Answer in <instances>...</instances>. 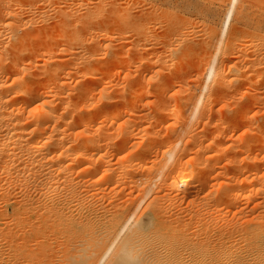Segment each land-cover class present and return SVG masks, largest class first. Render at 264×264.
I'll return each mask as SVG.
<instances>
[{"label": "bare ground", "instance_id": "bare-ground-1", "mask_svg": "<svg viewBox=\"0 0 264 264\" xmlns=\"http://www.w3.org/2000/svg\"><path fill=\"white\" fill-rule=\"evenodd\" d=\"M14 1H17V0H0V10L2 12L4 11V14L6 12V15L9 16L10 19L12 18L11 19L12 22H10V23L9 22L6 23V22H2V21L0 22V200L4 204H12L13 205V211H12L13 216L10 214L11 217H13L15 220H17V219H22V218L23 219H25V218L31 219V217L33 216V219L37 225H34V227H31L30 226L31 224H30L27 227L30 228L29 231L32 235H35L36 238L40 237L39 241L41 240V238H43V239L49 238L50 239V237L53 236L55 238V241L57 242V245H58V243L61 240V244H62L61 249L63 248L65 250V252H63L64 259H61V261L64 260L65 264H264V172L263 171H235V172L229 173L231 171L230 170L229 172L227 171V172H224V174H223L224 177L226 178V181H222L219 183V185H220L219 188H221V190L222 189L224 190L227 187L226 185L230 184L231 181L235 182V186H237V187H235V188L232 187V189H230L228 191V194L226 193L228 196L227 198H229L231 205L232 204L234 205L237 202L239 203V199H245V201L247 203H249L247 206L250 205L249 210L247 209L248 210L247 213H246V211L244 212L241 210L242 212H244V215H245V213L250 214V217L248 218V220L246 219L247 217L244 218L245 220L249 221L248 222L249 227H246V224L244 225V222H247L245 220H243V224H242L240 217H239L240 221L239 220L238 221L241 222L240 225L241 224L244 225L243 226L244 228L242 227V225H241L242 229L240 226H238V224H237L238 221H237V223L235 222L237 225H234V226H238V228L240 227V229H238L237 227H235V228H236V230L238 229L241 231V232H239L237 230L240 233L242 240L241 239L237 240L239 237H238V235L235 234V232L238 233L235 230V228H229V231H230V229H232L231 230L232 232L235 231L233 234H235L236 237H238L237 239L233 238V237H235V235H232V233H231V237H230V235H229L230 232L229 233L227 232L228 233V235H227L226 232L225 231L223 232V230H222V232L224 233V234H222L221 229H219L220 226H218V228H217L216 225H215L216 229L220 230V232L219 231H218L219 233L217 231L213 232V229L209 228L213 232V234H211L209 229L202 230V228H199L202 226H199L200 224H198L199 222L197 223V220L198 221H200V220L197 219L196 222H194V220H195L194 218L196 216H194L193 213L190 215H192L194 218L190 217V215H188L186 218L185 216H182L179 214L175 215L174 213H172V211L169 212V210L163 211L164 210L163 209L160 212L156 209V207L152 208V206H150L151 204L154 203L153 201H151L150 202L151 204L148 205L150 210L152 209L151 214L149 216H147L146 218L140 219L139 221L138 220L133 221L134 214L142 206L144 198H142L140 201H138L136 203L134 209L131 212H128L123 217H121L122 213H116V214H113L111 216H107L108 213L106 211L105 212L107 213V215L104 211L102 212L100 210L101 200L103 201V198H105L104 197L105 195L96 197L99 195V193L102 192V190H104V188H101L102 186L100 187V186H98V184L100 183V185H102V184L111 182V183H114L116 185L115 187H118L119 184L124 182L123 180L128 175V173H129V176H127L126 178L130 177V179H128V180H132L131 182L136 184L134 186H137L140 183L142 185L141 186L142 189L149 192V190L151 189V185L152 184L155 185L157 187V191L162 193V196H161L162 204H166V203L167 204L168 203H175L176 204L177 202H179L180 199H181V201L184 200L185 194L190 193L189 191L185 190L186 189L185 186L187 185V183H189V181H191L190 191H193V193H195L194 191H196L198 189L199 183H200V178L204 173L203 170H206V168H207L206 166L205 167L202 166L204 161H202L201 155L203 153V149H206V147L204 148V146H203V142L207 138L209 139L211 137V135L208 133H205L206 135L201 133V134H199V136H196V137L191 136L192 137V139L190 140L191 144H193V146L195 144V146H197V147L195 148L196 149L195 159L193 158L194 160H191L192 159L191 158L190 160L192 162L193 161L195 162L198 159L197 163L196 162L192 163L190 161L189 163H192V164H189L188 163L189 160L187 162H184L183 166H182V170L180 169L177 178L173 182H169L168 175H170L172 173V171H169V170L172 167H174L175 165H178L180 163L179 160L181 157H179V155L177 153L178 149H176V148H178V146L176 144H179L181 142V140H180L181 138L180 139L174 138V139H177L176 143H175V141H173L175 144L170 145L171 148L167 149L166 151L164 150L165 151L164 152V154H165L164 162L161 165V167L156 169V171H154V169L151 170L148 166H144V168H140L142 164H139V163H141V162L138 160L136 161V159L135 158L133 159L132 156H130V155L125 156L124 158L118 159L119 161L123 159V161L120 163L121 166L119 165L120 167L116 168L115 167L116 165L114 166L115 168L112 167L113 164L116 162L113 163V161H111V159L106 158L107 157L106 152L108 150H106L105 153H99L101 146L98 144V141H100L99 137L101 139H109L110 136L113 135L112 132H111L112 134L110 135V133L108 131L109 129L104 127L106 124L105 122H107V121L104 118L102 120L101 119L97 120L94 116H91V117H88V119L86 120V123H84L82 121L83 115L80 112L74 113L72 111L74 113V114H72V112L70 113V108L61 103V101L64 98L60 94L67 88V84H68V81L70 78L68 76H70V75L76 76L78 73H81V75L88 76L89 78L93 79L94 75H93V77H91L90 75H92L94 73V71H97L99 69V65H100V64H96V63L92 62V61L97 59L96 54L93 53L92 51H89L88 48L87 49L85 48L86 45L88 44L87 43L84 46V50H86L87 52L89 51V53L92 52L93 54L89 55V53H88V55H87V52L86 53L85 52H81V53L78 52V54L76 53L77 55L72 54L76 57L73 56V57L69 58V56H71V55H69V56H67L69 59L67 58L66 60L64 59L63 61L60 58H57V59L51 58L52 61L49 60L51 63L49 62V65L47 66V68L43 69L42 68L43 66H41L40 61H42V60H43V62H45L46 60L48 61L49 57L52 56L51 54L53 53V55H54V50L51 51L48 49V47L45 48L46 45L44 43L43 44L39 43L40 40L37 41L35 39L32 41L33 42L37 41V42L33 43L31 41V43H30L31 46L28 44L30 46V49L27 48V47H29L28 45H26V46L24 45L27 48L26 50H24V47H22L23 45L21 46V44H22V42L26 41V39L22 40V38L27 37L28 35L30 36V34H32L31 36H33V38H36L35 36H37V35H34L35 33H33V32H35V31L32 30L31 28H30L31 29L30 32L26 35V32L28 30L26 31L25 29H23V26H24V24H22L23 22L21 23L22 25L19 23L20 22V16H19L18 12L20 10H22V8L20 9V7H22V5H20L21 3L18 4ZM128 1H130V0H125L124 2L127 3ZM143 1L146 2L145 0H143ZM238 1L239 0H229L228 1V6H227V9L225 11L224 17L222 19L221 27L219 29L220 32L218 31L219 35H218V40L216 41L217 44H215L213 42V44L216 45V48L214 47L215 48V53L213 55L214 57H212L210 64L208 63L209 65L207 66L206 72L204 73V83H203L202 87L200 88L199 95L197 96L196 102L194 103L195 105L193 104L194 106L190 110L188 127L192 126V124H193L194 126L191 127V128H193V129H191L193 132H196V130H198L195 128L196 125L194 123L196 120L199 119L197 117L200 115V113H202V112L205 113L207 111L206 109H209V108H206L205 109L206 111L203 109H202L203 110L202 111L200 109L201 107L203 108V106L205 105L204 102L207 101V100L205 101V93L210 89L211 86H213V85L218 86V84H220L221 73L218 72L220 69H219V63H217V61L220 59L217 60V58L219 57L218 54L222 51L220 48L222 40L224 39L225 35H227V32L230 31L231 25L233 28L232 17L234 15L233 13L236 11V6L238 4ZM6 2L9 4V6L7 4L4 5V3H6ZM13 2H14V4H13ZM197 2L199 3V0ZM109 3H111V2H109ZM198 3H196V0H195V2L192 0H151L148 4L146 2L147 5L144 4L146 7L143 6V9L142 8L139 9V12H137L136 14H134V12H132V11H128V10H132L133 8H128V10H125V13L120 12L119 15H120L121 20L122 19L124 20V18H127L128 21L129 20H131L133 22L138 21L137 25L142 24L141 28L142 27L145 28V29H140V25H139L138 29L142 30L141 33H139L140 32L139 31L137 36L133 37V39L131 40V43L133 42L131 46H127L122 50V52H123L122 54H124L123 56H126V58H128L132 53L137 52V54H138V50L143 49V52H141L139 54V56L138 55L137 56H138V59L140 60V62L142 61V63H144V64L146 63V65L143 64L145 67L141 63L142 70L143 71H146V70L150 71V68L153 69V67L155 65H163L164 63H168L170 61H171L170 63H172L173 66H176L177 64L182 62V60L179 56L180 53H184L185 50H189V49L190 50L196 49V50H194V52L198 51L199 50L198 48L200 46H202L203 44H204L203 46H205V45L207 47L209 46L213 50L212 46H214V45L212 44L213 39L211 41L212 37L210 38V40L207 44L205 43L206 40L205 41L203 40L204 43L201 44L203 42L202 40L200 41V39H199V41H200L199 42L198 39L193 38V39H195V40H193L192 37L190 38L189 37L190 36L189 31L184 32L180 37L179 36L176 37V34H174V29H176L177 27L174 25L175 24L174 22H172L173 26L170 24L171 23L170 20H172L171 19L172 16H170L171 14L169 15L170 12H166L167 14L164 13L165 14L164 17H167V15H168L171 18L170 17L167 18V20L169 19L168 22L166 20L167 24L169 23L168 24L169 29H167V27H166L167 37L165 34L164 37L166 38V40H163L165 42L162 41L163 42L162 45H164V46L161 45V47H163V48L159 47L160 50H158L159 48H155V50H154V47H152V43H154V40H155L154 38H156L154 36V29H153V32H152V30H150V28H152L153 26H150V28L148 26L147 27L144 26L146 24V22H148V24H149L152 20H153L152 21L153 24H156L154 18H152V17L156 16L154 14H157L156 11L158 9H160V7H162V6H165L168 8V7H173L176 4L177 8H180V9L183 8V10L184 9H186V10H190V9L191 10L192 9L197 10V8H201L204 15L207 14V16H208V14L212 13L213 9H211L210 5L209 6L204 5V4L200 5ZM10 4H11V6H10ZM105 5L106 4H104V6ZM108 5H110V4H108ZM108 5H106L107 7H105V8L103 7V10L106 8L108 10L109 9ZM65 6H66V8L61 6L64 8V10L62 11V9H60L62 12L60 11V15H58V18H56V19L58 21L59 20L65 21L68 19V21H71V22H69L71 24H72V22L74 24L77 21H79L81 23V21L79 19L81 18L80 15H82V14L79 11L74 10V8L69 7V6H71L70 4L69 5L67 4ZM110 6H112V5H110ZM72 7H73V5H72ZM57 8H59V7H57ZM107 10H106V12H107ZM104 12H105V10L103 11V13ZM125 14H126V16H125ZM2 15L3 14H1V16ZM6 15H4V17ZM106 15H108V14H106ZM210 15L212 16V14H210ZM147 16L150 17L151 20ZM18 17H19V19H18ZM239 18H241V15ZM107 20H110V19L107 18ZM259 20H261V19H259ZM16 21H18L17 23H19L21 27L16 25ZM61 21H59L58 23H61ZM128 21L126 22L127 24H128ZM186 21H188V20H186ZM133 22L130 23V21H129L130 24L127 26H130L132 24L135 25L136 23H133ZM244 22H246V21H244ZM244 22L242 21V22H238V23L240 24V23H244ZM189 23L193 24L192 21H190ZM245 24H247V23H245ZM253 24L255 26H252ZM253 24L251 26L253 28L256 27L258 29L259 27H262L264 25V19L262 20V22L261 21L257 22V20H255V22ZM75 25H76V23L74 25H71L69 29L70 30L73 29V31H74ZM79 25H77V27L83 26L82 24L80 26ZM72 26H73V28L71 29ZM92 29H94V28L92 27ZM138 29L136 31H138ZM21 30H22V32L20 33ZM95 30H93V32ZM260 30H262V29H260ZM18 31L21 34L20 38H18L19 36L16 37V34L18 33ZM23 31H25V33ZM37 31H39V30H37ZM169 32H170V34H169ZM218 33H216V35ZM231 33H234V32H231ZM29 36L27 39L28 42H30V40H31V38H29ZM92 36H91V40L89 43L90 45L92 43H94V41L98 42V40L95 39L96 35L94 37H92ZM37 38H39V37H37ZM98 39H100V38H98ZM105 39H106V37L104 38V40ZM108 39H109V37H108ZM102 40H103V38H102ZM214 40H216V39L214 38ZM240 40H243V39H240ZM255 40H254V43H256V41H257V40L255 41ZM83 41H84L83 43H86L89 40H83ZM149 41H151V43H149ZM101 42H103V41H101ZM83 43H82V45H83ZM164 43H166V44H164ZM32 44H34V46L37 45V47L41 48V51L40 50L35 51V49H32V51L34 53L37 51L43 52V55L45 53L46 57H48V56L49 57L46 58L45 56H42L41 53H38V54L35 53V55H41L43 57V59L42 60H34L36 58H33V60H31L32 59L31 58L30 60H28L27 56L25 59L22 57L21 52L18 53V51L21 49V47L23 49H21L20 51L24 50V51L29 52V50H30V52H31V47H34ZM89 44H88V46H89ZM39 45H41L42 47ZM116 45L119 46V44H116ZM18 46H21V47H19V49H18L17 48ZM37 47H36V49H39ZM42 48L48 49V50H44V49L42 50ZM82 48H83V46H82ZM89 48H91V47L89 46ZM118 48H116V49H118ZM203 50H205V49H203ZM231 50H233V47H232V45L229 44L226 46L224 52L228 53ZM207 51H210V50L207 49ZM250 51L253 52L252 50H250ZM262 51H264V50H262ZM28 52H26L27 53L26 55L30 54V53L28 54ZM33 52H31V53H33ZM114 52L117 53V52H120V50H115ZM224 52L222 51L223 54L221 53L222 57H225L224 54H226V53H224ZM59 53H61V52H59ZM198 53L199 52L191 53L190 56L192 57V59L196 60V59L200 58V60H201L202 56L200 57ZM254 54H256V53H254ZM56 55L57 54L55 53V55L52 57H55ZM103 55H104V53H103ZM188 55H189V53H188ZM32 56L34 57V54H32ZM106 56H108V54ZM114 56H116V54ZM185 56L187 57L186 54H185ZM35 57H37V56H35ZM44 57L46 59H44ZM109 57L111 59V55ZM257 57L260 58V56H257ZM38 58H41V57L38 56ZM112 58H114L113 55H112ZM210 58H211V56H210ZM58 59H60V60H58ZM205 59H206V57H205ZM253 59L256 61V58H252V60ZM206 60L208 61V59H206ZM252 60H249V61L252 62ZM259 60H257V61H259ZM146 61H148V62H146ZM207 61H206V64H207ZM47 63L48 62H46L44 64H47ZM170 63H169V65H170ZM202 63H204V62H202ZM174 64H176V65H174ZM217 64H218V66H217ZM258 64H259V62H257V65ZM66 66H68V67H66ZM167 66L164 64L165 68ZM173 68H176V67H173ZM174 72H175V69H174ZM174 72H172V73L174 74ZM142 73L145 75L144 72H139V73H137V76H140V75L143 76ZM168 73H169V71H168ZM138 74H140V75H138ZM175 74H179V73H175ZM171 77H172V75H171ZM60 79H63V81H60ZM92 79H90L91 83L93 81ZM97 79H100V78H97ZM83 80L85 82L89 81V83H90V80H88V78H87V80H86V78ZM83 80H82V83H84ZM262 80H263V78H262ZM94 81H95V84L93 83L92 84L93 86L97 84L96 80H94ZM52 82L54 83L53 87H51L53 85ZM153 82H155V81H153ZM50 83H52V84H50ZM86 83L83 84L84 90L86 91L89 88H91V90H93V88H92L93 86L91 85V83H90L91 86L87 83V89H85ZM146 87H147V85H146ZM113 88L114 87L112 86L111 89H113ZM144 88L145 87L143 86V89ZM111 89L108 90V92H110ZM141 89L142 88L138 89V92L137 91L135 92V94H136L135 98L136 99L137 98L142 99L141 97L144 96L146 94V92L149 91L148 89H144V90L143 89L141 90ZM49 91L54 92V94L56 96H58L57 101L56 100L54 101L53 99L48 98V92ZM105 92H103V93H105ZM108 92H107V94H108ZM126 92H127L126 89L123 88L122 94L125 95ZM93 94H95V93L93 92ZM107 94H105V95L103 94V96L101 95L102 97L97 102V104H96L97 106L105 103L107 101V99H110L109 94L108 95ZM122 97L123 96H121V98ZM260 97H262V96H260ZM124 99L126 100V97ZM122 100H123V98H122ZM208 100L210 101V99H208ZM258 100L259 99H257V101ZM111 101H113V99ZM138 101L140 102V100H138ZM123 102H125V101H123ZM135 102L136 101H134V103ZM246 102H247V100H246ZM136 103L138 104V102H136ZM209 103H212V102H209ZM247 107H248L247 110H249V112H250L251 111L250 109H252V107L249 108L248 105H247ZM57 108H61V111L57 112ZM212 109L210 108L208 110V112L205 113V115H207V118H209L210 113H212V111L214 110V109L213 110ZM73 110H75V109H73ZM200 110L202 112H200ZM229 113H230V111H229ZM111 116H112V114H111ZM201 117H203V116H201ZM111 118H115V117L112 116ZM240 118L242 120L243 117H240ZM249 118H250V120H249V122H250L251 119L254 117L251 115L250 117H248V119ZM209 122L208 121L205 122V125H208ZM232 122H233V120H232ZM196 124H197V122H196ZM94 125H97L98 127L96 129H92V127H95ZM237 125L238 124H236L235 126H237ZM221 126H222V124H221ZM239 126H240V124H239ZM150 127L152 128V126H150ZM223 127H220V129H219L220 132L218 131L220 133V135H219L220 136V142L217 140H216L217 141L216 142L215 140H213L214 138L211 137L212 139H209V141L211 140L209 145L207 143L206 146L207 145H208V147L209 146L217 147L219 145H220V147L223 146L222 144H224V142L221 139V137L224 135L223 131L221 130ZM119 129H121V128H119ZM177 129H178L177 131H179V130L184 129V128H181V129L177 128ZM246 129H247V125H246ZM250 129H251V132L253 134L257 133L259 135V140L264 143V137H262V135L264 134V131H263L264 130V122L257 125V126L253 125V128H250ZM250 129H249V131H250ZM187 130H188V128H187ZM126 131L128 134L124 133V135H127V136H123L125 138V140H127V139L128 140H130V139L134 140L136 134L133 132H130L131 130L130 131L126 130ZM184 132H186V129L183 130V132L181 131V133H184ZM213 132H214V130L210 131L211 134H213ZM187 133H188V131H187ZM260 133L261 134L263 133V134L260 135ZM118 134H121L119 130H118L117 135ZM195 134L196 133H194V135ZM207 135H210V136L207 137ZM252 136H254V135H252ZM115 137L116 136L114 135V138ZM117 137H119V136H117ZM214 137L218 138L217 135ZM152 138H154V137H152ZM187 138H189V137H187ZM230 138L232 140V137H230ZM148 140L149 139H147V141ZM121 141L125 145L126 142H124V139H121ZM185 141H187V144H188V139H186ZM122 142H119L117 145L115 144L116 147H118V148L115 147L116 150H114L115 149L114 148L113 149L114 152L115 151L118 152L117 150L119 149V147H121L119 144H122ZM190 142H189V144H190ZM127 143H129V142H127ZM130 143H132V142H130ZM140 143H141V145H140L141 148L140 147L139 148L141 150L142 149L146 150L148 148L153 149L154 146L157 145L155 142H154L155 143V145H154L153 141H151V140L148 142H145L146 144H144L142 142H140ZM170 143H172V142H170ZM238 143H234V146L232 143V146H227V148L233 149V151L235 150V153H239L240 149H238V147L237 148L235 147V145ZM244 144H246V143H244ZM102 146H105V144H102ZM170 146H168V147H170ZM237 146L240 147V145H237ZM242 147H243V145H242ZM108 148L110 149L112 147H108ZM247 148L252 149L249 146ZM209 149H210V147H209ZM120 150L121 149H119V151ZM184 150L182 148V151H184ZM128 157H131L129 159L132 160V164H128L126 166L127 168H130V169L125 170V171H127V172L129 171V172L127 174L124 173L126 175V176H124L123 174L119 173L118 171L120 169L122 171H124V168L122 169L121 167H123L122 164L128 160ZM196 157H197V159H196ZM178 161H179V163H178ZM256 161H259V160H256ZM260 161H261V159H260ZM181 162H182V160H181ZM206 162H207V159H206ZM85 164H90V165L84 166ZM204 164H205V162H204ZM248 164H246V165H248ZM255 164H256V162H255ZM255 164H254V166H255ZM179 166H181V165H179ZM236 166H239V165H236ZM241 168H242V165H241L240 169ZM258 168H259V166H258ZM83 171H89V172H92V171H103L104 172L105 171V172H104V175H102L103 178L101 177L102 182H99L100 181L99 180V181H96V182H98V184H96V183H93V181H95V180L92 181V180H90V178L84 177L82 175ZM105 176H106L107 180H103V179H105L104 178ZM90 177H92V175ZM121 177H124V179L122 180ZM224 177H223V179H224ZM246 185H248V186H246ZM200 186H201V184H200ZM245 188H249L250 190L247 189L249 192L244 193L243 191L246 190ZM186 191H187V193H186ZM189 202H191V201H189ZM231 202H233V203H231ZM179 204H180V202L176 205L178 206ZM219 205H221V204H219ZM233 205L229 206V207H231L233 209ZM0 206H2V204ZM158 206L161 207L160 205H158ZM159 207H158V209H159ZM231 208H230V210H227V212H229V211L232 212ZM4 209H5V206H4ZM10 209H12V208H10ZM160 209H162V208H160ZM174 209H175V207H174ZM214 210L218 211V208L214 209ZM221 211H222V209H221ZM221 211H219L220 214H222ZM222 212H224V210ZM205 213L210 214V212H205ZM239 213L241 214V212H239ZM209 214H208V216H209ZM215 214L217 215L219 213L216 212ZM215 214H214V216H215ZM225 214H227V213H225ZM235 215H234V217H235ZM242 215H243V213H242ZM242 215H241V218H242ZM244 215H243V217H244ZM204 216H207V215H204ZM211 216H213V215H211ZM5 217H7V216H5ZM225 217H226V215H225ZM13 218H11V219H13ZM192 218L194 220H192ZM199 218H202V217L199 215ZM213 218L214 217H210L208 219H209V221H210V219L213 221ZM218 218H221L220 215ZM222 218H223V216H222ZM33 219H31V221ZM206 219H204L202 221L203 222L202 224L205 223L204 221ZM208 219L206 220V223H208L207 222ZM235 219H238V218H235ZM217 220H219V219H217ZM225 220L226 219L223 218V222ZM19 221L21 222L22 220H19ZM215 221H216V219H215ZM220 221H221V219H220ZM8 222H9V219H8ZM29 222H30V220H29ZM17 223H19V222H17ZM217 223H220V222H216V224ZM222 225L224 226V224H221L220 228H223ZM14 227L16 228V226H14ZM225 227L226 226H224V228ZM227 227H226V229H224V228L223 229L227 230L228 229ZM24 229H27V228L25 227ZM11 230H13V229H11ZM21 230H22V228H21ZM242 230H243V232H242ZM23 231H20V232H22V234H23ZM206 231H207V233H206ZM1 232H3V230ZM220 233L222 234V236L224 235L226 237V235H227L230 238H233V240L234 239H236V240L230 241V238L228 237L229 241L227 240L226 242H224L223 240H221L224 238V236L223 237L221 236L222 238H220V235H221ZM15 234H16V232H15ZM24 235H26V234H24ZM7 237H9V236H6V238ZM22 237H24V236H22ZM24 238H27V237H24ZM6 240L9 241V238ZM24 240H26V239H24ZM37 240H38V238H37ZM51 240H54V239L51 238ZM16 241H17V239H16ZM26 241H28V240H26ZM30 241H31V238H30ZM18 242H20V241H18ZM14 243H16V242H14ZM23 243L25 244V242H22V244ZM16 244H18V243H16ZM24 246H22V247H24ZM41 246H42V244H41ZM44 246H45V244H44ZM207 246H209L208 248H210V249H208L209 251L208 250L206 251ZM20 247H21V245H20ZM7 248H6V250H8ZM25 248H26V246H25ZM35 248L36 247H34V249ZM43 248H42V252L45 251V248H44V250H43ZM14 249H15V247L13 248V250ZM20 249H18V250H20ZM24 249H22V251H23V253L25 252V254H21L22 251H20V253H18L19 251H17V256L16 257L14 256L16 258V262H17V260H18V263L23 262L22 260L19 259V257L24 255L25 259L28 258V260H29L31 258L32 262H33V260L34 261L39 260L37 262H40L39 258H42V259L44 258V261H49V262L45 263L44 261H42L41 262L42 264H43V262L45 264L52 263L50 261H51L53 256L48 251H46V252H48L49 254H46L44 252V254H41V257H39L40 253H41L40 252L39 254H37L39 256H36V255L34 256V257H37L34 259V258H32L34 255L33 252H35V251L37 252V250H39V249H37V250L35 249V251H34V249L33 250L30 249L29 253H26V251L28 252V246L26 248L27 249L26 251H24ZM50 249H49V251H50ZM61 249H60V251H62ZM51 251H52V249H51ZM53 251H55V250H53ZM36 252H35V254H36ZM18 254H20L21 256L18 257ZM52 254H53V252H52ZM58 254H54V255H58ZM4 257H6V256H4ZM59 257H61V256H59ZM63 262H60V263L63 264ZM23 263H25V262H23ZM29 263H30V260H29ZM41 263H39V264H41ZM2 264H3V262H2Z\"/></svg>", "mask_w": 264, "mask_h": 264}, {"label": "rangeland", "instance_id": "rangeland-1", "mask_svg": "<svg viewBox=\"0 0 264 264\" xmlns=\"http://www.w3.org/2000/svg\"><path fill=\"white\" fill-rule=\"evenodd\" d=\"M124 1L125 0H17V1H14L18 4L21 3L20 5H22V7H20V9L22 8V10H20L18 12V14L20 16V22L19 23L21 24L23 22L22 24H24V26H25V27L23 26V29H25L26 31L28 30L26 32V35L32 29L35 31V32H33V33H35L34 35H37L35 37L36 38L39 37L36 39V38H33V36H31L32 34H30V36L29 35L28 36H29V38H31V40H30V42H28V40H27L28 36L27 37L23 36L24 38H22V40L26 39V41L22 42V44H21V46L23 45L22 47H24V50H26L27 48L30 49V46H31L30 43L32 40L35 39L37 41L40 40L39 43H42V44L44 43L46 45L45 48L48 47L49 50H51V51L54 50V55H55V53L57 55L55 57H52V56H54L52 53L51 54L52 56H50V57L48 56L49 57L48 61L46 60L45 62H43L42 56L46 57V55H45V53L43 55V52H38L39 50L41 51V48L37 47V45L34 46V44H32L34 47H31V52H33L32 49H35V51L38 50L35 53L36 54L41 53L42 56L41 55H35V53L34 52L31 53L30 50H29V52L22 50L23 51L22 52V51H20L21 49H23L21 46L17 47L18 49H19V47H21V49L18 51V53L21 52L22 57L25 59L27 56L28 60H30L31 58H32L31 60H33V58H36L34 60H42V61H40V64H41V66H43L42 67L43 69H46L47 66L49 65V62L52 61L51 58H56V59L60 58L63 61L64 59L66 60L68 58L67 56H69V55H71V56H69V58H71L74 56L72 54H76V53L78 54V52H80V53L85 52L86 53L87 51L84 50V46L87 43L88 44L90 43L92 35H93L92 37H94L96 35L95 39H97L98 42L94 41V43H92L91 45L89 44V46L94 51L91 48H89L88 44L86 45L85 48L86 49L88 48L89 51H92L93 53L96 54L97 59L92 61V62L96 63V64H100L99 69L97 71H94V73L92 75H90L91 77H93V75H94L93 79L89 78L88 76H83V75H81V73H78L76 76L75 75L68 76L70 78H69V81L67 84V88L60 95H62L64 98L61 101V103L70 108V113L72 111L74 113L80 112L83 115L82 121L84 123H86V120L88 119V117H91V116H94L97 120H100V119L102 120L104 118L107 121V122H105L107 125L105 124L104 127L109 129L108 131H109L110 135L112 133H113V135H111L109 139H101L99 137L100 141H98V144L101 146L99 153H105V151L108 150L106 152V156H107L106 158L111 159V161H113V163L116 162L113 164L112 167H114L115 165H116L115 166L116 168L120 167L121 166L120 163L123 161V159L120 161L118 159L124 158L125 156L130 155V156H132L133 159L135 158L136 161L138 160L141 162L139 164H142L143 166L141 165L140 168H144V166H148L151 170L154 169V171H156V169L161 167V165L164 162V156H165L164 152L167 149L171 148L170 145L175 144L177 139L181 138L180 139L181 144L180 143L176 144L178 146V148H176V149H178L177 153H178L179 157H181L179 160L181 164L178 161L179 164L172 167L171 168L172 170L171 169L169 170V171H172V173L170 175H168L169 182H173L177 178L180 169L182 170L183 163L187 162L188 160H189L188 161V163H189L191 160L195 159V156H196V152H195L196 149L195 148L197 146H195V144H194V146H195L194 147L193 144H191V142H190V140L192 139L191 136L196 137V136H199V134H201V133H203V134L208 133L211 135L212 138H214L213 140H215V141L217 140L220 142V136H219L220 130L219 129H220V127L224 126L221 129L223 131V134H224L221 137L222 141L224 142V144H222L223 146H221V147H220V145L217 147L209 146L210 147V149H209L208 145L211 141V140L209 141V139H212V138L210 137L209 139L207 138L208 140L207 139L204 140L203 146H204V148L206 147V149H203L201 159H202V161L205 162V164L203 162L202 166L203 167L206 166L208 169L206 168V170H203L204 173L200 178V183H199L198 189L196 191H194L195 193H193V191H190L191 181H189V183H187V185L185 186V188H186L185 190L189 191L190 193L188 194L186 191L187 194H185V199L182 201L180 199L179 200L180 204L178 206L176 204H178L179 202H177L176 204L175 203L162 204V200H161L162 193L157 191V187L155 185L152 184L151 189L148 192V191L142 189V187H141L142 185L140 183H139V185L134 186L136 184L132 183L131 182L132 180H128V179H130V177L126 178L127 176H129V173H128L129 171L127 172L125 170L130 169V168H127L126 166L128 164H132V160L129 159L131 157H128V160L122 164L123 167H121V168L122 169L124 168L125 172L122 171L121 169H120L121 171L120 170L118 171L119 173L123 174L124 176H126L124 173H126V174L128 173V175L125 177V179H124V177H121L122 180L124 179L123 180L124 182L119 184L118 187H115L116 185L114 183H111V182L105 183V184L101 183L102 185H100V183L98 184V182H96L99 180H100L99 182H102V180H101L103 178L102 175H104L105 171L104 172L103 171H92V172L83 171L82 175L84 177L90 178V180H92V181L95 180V181H93V183H96V184H98V186H100V187L102 186L101 188H104V190H102V192L99 193V195L96 197L105 195L104 196L105 198H103V201L101 200L100 210L102 212L106 211L108 213V215H107V213L105 212L107 216H111V215L116 214V213H122L121 217H123L128 212H131L134 209V207L138 201H140L142 198H144L142 206L134 214L133 221H135V220L139 221L140 219L146 218L147 216H149L151 214L152 209L150 210L148 205H150L151 204L150 202L153 201L154 203L151 204L150 206H152V208L156 207V209L160 212L163 209H164L163 211L169 210V212L172 211V213H174L175 215L179 214V215L185 216L186 218L188 215L193 213L194 216H196V217L194 218L192 215H190V217H193L195 219L194 220L192 218V220H194V222H196L197 219L200 220V221L197 220V223L199 222L198 223V224H200L199 226H202V227H199V228H202V230H204V229L207 230V229L211 228V229H213V232H215V231L220 232V230L216 229V227L217 228H218V226L221 227V224H224V226H226V227L228 226L227 227L228 229L224 230V229H226V227L224 228V226L222 225L224 229L219 227V229H221V232L223 230V232L225 231L227 235L230 232L229 233L230 237H231V233H232V235L236 234V235H238L239 238L236 237V235L233 238H236V239L238 238L237 240H239V239L242 240V237L239 233L241 231L238 229H240L241 225L243 224V220H245L244 218L247 217L246 219L248 220V218L250 217L249 213L246 214L249 210L250 205L247 206L249 203H247L245 201V199H239V203L237 202L234 205L232 204L233 209L231 207H229L232 205L230 204L229 198H227L228 197L227 196L228 191L230 189H232V187L235 188L237 186H235L234 181H231L230 184L226 185L227 187L225 186L226 189H224V190L222 189L223 190L222 191L221 188H219V186H220L219 183L222 181H226V178L224 177L223 174H224V172H227V171L229 172L230 170L231 171L229 173L235 172V171H263L264 172V163H263L264 162V143L259 140V135L257 133L253 134L251 132V129H250V128H253V125L257 126V125L264 122V107H263L264 106V97H263L264 96V67H263L264 66V56H263L264 51H262V50H264V25L262 26L263 28L262 27L258 28L259 30L262 29L260 31L256 27H254V28L252 27V26H255L253 24L255 22V20H257V22L258 21L262 22V20L264 19V0H239L238 1V4L236 6V11L233 13L234 15L232 17L233 28H232V25L230 27L232 29V30L230 29V31L234 32V33H231L230 31H228L227 35H225L224 39L222 40V43L220 46V48L223 52H224L226 46L229 44L232 45L233 50L229 51L228 53L224 52V53H226V54H224L225 57H222L223 53L221 50H220L221 52L219 51L220 53L218 54L219 57L217 56L218 57L217 60L218 59H220V60H218L217 63H219V69H220L218 72H220L221 76H222V77L220 76V84H218V86L217 85L214 86L212 84L213 86L210 87V89H209L210 91L208 90L205 93V101L207 100L208 102L207 101L204 102L205 105L203 104L204 105L203 108L202 107L200 108L201 110L202 109L205 110L206 108H209V109L213 108L214 110L212 109L213 111H212V113H210L209 118H207V115H205V113L208 112L209 109H206L207 111L205 110L206 111L205 113L202 112L203 110L202 111L200 110V112H202V113H200V115L197 117L199 119L194 122L196 125L195 128L198 129V130H196V132H193L191 130V129H193V128H191L194 126L193 124H192V126L188 127L190 110L195 105L194 103L196 102L197 96L199 95L200 88L202 87V85L204 83V73L206 72L207 66L210 64L212 57H214L213 55L215 53V48H216L215 44H217L216 41L218 40V35H219L218 31L220 32L219 29L221 27V22H222V19L224 17L225 11L227 9L229 0H199V3L197 2L198 0H196V3H198L200 5L201 4L202 5L203 4L208 5V6L210 5L211 9H213L212 13H210V14H212V16L210 14H208V16H207V14L204 15L201 8H197V10H193V9L192 10L191 9L190 10H186V9L183 10V8H181V9L177 8L176 4L173 7H168V8L165 6L160 7V9H158L156 11L157 14H154L156 16L153 15L154 17H152V18H154L156 24H153V22H152L153 20L148 24V22H146L147 21L146 20L145 21L146 24L144 25L145 27L148 26L149 28H150V26H153L152 28H150V30H152V32H153V29H154V36L156 37V38H154L155 39L154 43H152V47H154V50H155V48H159V47L163 48V47H161V45L163 42H165L163 40H166V38L164 37L165 34L167 37L166 30L169 29V26H168L169 23L167 24L169 19L167 20V18L170 16H172V18L170 17L172 19V20H170L171 21L170 24L172 25V22H174L175 23L174 25L177 27V28L175 27L176 29H174V34H176V37H178V36L180 37L184 32L189 31V33H190L189 37L190 38L192 37V39L193 38L198 39V41H199V39H200V41L206 40L205 43L207 44L209 42L210 38L212 37L211 38V41L213 39L212 44H213V42L215 44H213L214 46H212L213 47V50H212V48L209 46L208 47L206 45L203 46L204 41L201 43L203 45L200 46L198 48L199 50L195 51V52H199L198 54L200 57L202 56L201 57L202 61L200 60V58H198L196 60L192 59V57L190 55H191V53H195L194 50H196V49H194V50L189 49V50H185L184 53L179 54L182 62H180V63L178 62L179 64H177V65L174 64L176 66H173V64L170 63L171 62L170 61L168 63H164L166 66L168 65L166 67L167 69L164 67V64H163V65H155L153 67V69L150 68V71L149 70L143 71L141 67L144 63H142V61L140 62V60L138 59V56L141 52H143V49L138 50V54H137V52L132 53L128 58H126V56H123L124 54H122L123 53L122 50L127 46H131L133 43V42L131 43V40L133 39V37L137 36L139 31H140L139 33H141L142 30H140V29H145V28L144 27L141 28L142 24L140 25L138 23L140 25V29H138L139 28V25H137L138 21L133 22L131 20H129L130 23L131 22L136 23L135 24L136 26L133 24L130 26H127L130 24L128 19L124 18V20L122 19L123 20L122 21L119 13L120 12L125 13V10H128V8H133L132 10H128V11H132V12H134V14H136L137 12H139V9H141V8L143 9V6L146 7L145 5H147L151 0H145L147 2V4L143 0H130L127 3H125ZM192 1L195 2V0H192ZM14 2H13V4H14ZM109 2H111V3H109ZM6 4L9 6V4L7 2L4 3V5H6ZM67 4L68 5L70 4L71 6H69V7L74 8V10H77L82 14V15H80L81 18L79 19L81 21V23L79 21H77L78 23L75 22L76 25L74 26L75 27L74 31L72 29L73 26L71 27L72 30H70L69 28L71 25H74L75 23L74 24H73V22H72V24L69 23L71 21H68V19L65 21L59 20V21H61V23H58L59 21L56 19V18H58V15H60V11H61L60 9H62V11H63L64 10L63 7L66 8L65 5H67ZM104 4L112 5V6L108 5V8L110 10L109 9L107 10V8L104 9L105 12L107 10L106 13L105 12L103 13V11H104L103 7L104 8L107 7L106 5L104 6ZM72 5H73V7H72ZM10 6H11V4H10ZM61 6H63V7H61ZM57 7H59V8H57ZM0 12H1L0 13V22L1 21L6 22V23L12 22V20H11L12 18L10 19L9 16L6 15V12H5V14H4V11L2 12L0 10ZM166 12H170L169 15L170 14L171 15L170 16L167 15V17H164L165 14H167ZM1 14H3V15L1 16ZM106 14H108V15H106ZM4 15H6V16L4 17ZM240 15H241V18H239ZM125 16H126V14H125ZM244 17L245 18L247 17V18L245 19ZM107 18L110 20H107ZM148 18L151 20L150 17H148ZM18 19H19V17H18ZM259 19H261V20H259ZM166 20H167V22H166ZM186 20H188V21H186ZM127 21H128V24L126 23ZM190 21H192L193 24L189 23ZM242 21L243 22L246 21V22L240 23V24L238 23V22H242ZM17 22L18 21H16V25L20 26V24ZM245 23H247V24H245ZM79 24L80 25L82 24L83 26H80ZM242 24L243 25L245 24V25L243 26ZM77 25H79L80 27H77ZM92 27L94 29H92ZM166 27H167V29H166ZM137 29H138V31H136ZM37 30H39V31H37ZM93 30H95V31L93 32ZM21 32H22V30L20 31V33ZM23 32L25 33V31H23ZM20 33L18 31V33H17L18 35L16 34V37L19 36L18 38H20V36H21ZM216 33H218V34L216 35ZM169 34H170V32H169ZM105 37H106V39L104 40ZM108 37H109V39H108ZM98 38H100V39H98ZM102 38H103V40H102ZM214 38L216 40H214ZM239 38L243 39L244 41L240 40ZM195 39H193V40H195ZM83 40H89V41H87L86 43H83L84 42ZM254 40L256 41L257 44L254 43ZM37 41H34V42H37ZM101 41H103V42H101ZM82 43H83V45H82ZM149 43H151V41H149ZM116 44H119V46L121 48L119 46H117ZM164 44H166V43H164ZM24 45L25 46L28 45L29 47L26 48ZM39 46H41V45H39ZM82 46H83V48H82ZM162 46H164V45H162ZM36 47L39 49H36ZM116 48H118V49H116ZM160 48L158 50H160ZM202 48L205 50H203ZM43 49L44 48H42V50ZM48 49H44V50H48ZM207 49L210 51H207ZM115 50H120V52L116 53V52H114ZM250 50H252L253 52H251ZM89 51L87 52V55H88ZM26 52H28V54L29 53L30 54L26 55L27 54ZM59 52H61V53H59ZM92 52L89 53V55L93 54ZM103 53H104V55H103ZM114 53L116 54V56H114L115 55ZM188 53H189V55H188ZM254 53H256V54H254ZM32 54H34V57L32 56ZM107 54H108V56H106ZM109 54L111 55V59L109 57L110 56ZM185 54L187 55V57L185 56ZM112 55L114 58H112ZM35 56H37V57H35ZM38 56L41 58H38ZM210 56H211V58H210ZM257 56H260V58ZM45 57H44V59L48 58V57H46V58ZM74 57H76V56H74ZM205 57H206V59H208V61L205 59ZM252 58H256V61L260 59L259 61H257V62H259V64L257 65V62L254 59L252 60ZM60 59H58V60H60ZM249 60H252V62ZM206 61H207V64H206ZM46 62H48V63L44 64ZM146 62H148V61H146ZM202 62H204V63H202ZM141 63H142V65H141ZM169 63H170V65H169ZM144 65H146V63ZM217 66H218V64H217ZM66 67H68V66H66ZM173 67H176V68H173ZM174 69H175V72H174ZM168 71H169V73H168ZM139 72H144L145 75L142 73L143 76L140 74H138L140 76H137V73H139ZM172 72H174V74ZM175 73H179V74H175ZM171 75H172V77H171ZM261 77L263 78V80ZM85 78H86V80H87V78H88V80H90V79L93 80L92 83L90 80L91 85L93 83L95 84L94 80H96L97 84L94 86L92 85L93 90H91V88L87 89V83L89 85H90V83H89V81L88 82L86 81L87 82L86 83L83 80ZM97 78H100V79H97ZM82 80L84 83H82ZM60 81H63V79H60ZM153 81H155V82H153ZM52 83H50V84H52ZM85 83H86L85 89H87L86 91L84 90V85H83ZM146 85L148 88L146 87ZM53 86H54V83L51 87H53ZM112 86L114 87L113 89H111ZM143 86L145 87L144 89H148L149 91L146 92V94L141 97L142 99H139V98L136 99L135 98V96H136L135 92L136 91L138 92V89H140V88L143 89ZM123 88H125L127 91L125 93V95L122 94ZM110 89H111V91H110L111 93L108 92V90H110ZM93 92L95 94H93ZM103 92H105V93H103ZM107 92H108V94L110 93L109 94L110 99L111 100L113 99V101H111L110 99H107L108 102L106 101L105 103L97 106L96 105L97 102L100 100V98L103 96V94L105 95V94H107ZM121 96H123L122 97L123 100H122ZM260 96H262V97H260ZM125 97H126V100L124 99ZM48 98L53 99L54 101L55 100L57 101L58 96H56L54 94V92L49 91L48 92ZM208 99H210V101ZM245 99L247 100V102ZM257 99H259V100L261 99V100L257 101ZM138 100H140V102ZM123 101H125V102H123ZM134 101L138 102V104L136 102L134 103ZM209 102H212V103H209ZM247 105L249 106V108L252 107L253 110L250 109L251 111L249 112V110H247L248 109ZM73 109H75V110H73ZM60 111H61V108H57V112H60ZM229 111H230V113H229ZM73 112H72V114H74ZM111 114L115 118H111L112 117ZM249 115L250 116L252 115L254 117L251 119V121L253 123L251 121L249 122V120H250V118L248 119V117H250ZM201 116H203V117H201ZM240 117H243L242 120ZM232 120H233V122H232ZM207 121L208 122L210 121V122L208 123V125H205V122H207ZM196 122H197V124H196ZM248 123L249 124L251 123V124L249 125ZM221 124H222V126H221ZM236 124H238V125L235 126ZM239 124H240V126H239ZM246 125H247V129H246ZM94 126L95 127H92V129H96L98 127L97 125H94ZM150 126H152V128ZM119 128H121V129H119ZM177 128H179V129L184 128V129L177 131L178 130ZM187 128H188V130H187ZM185 129H186V132L181 133V131L183 132V130H185ZM249 129H250V131H249ZM118 130L120 131L121 134L117 135ZM126 130H129V131L131 130L130 132H133L137 135V136L135 135L134 140L133 139H130V140L127 139L128 141L125 140V138L123 136H127V135H124V133H127ZM213 130H214V132H213L214 135L210 133V131H213ZM187 131H188V133H187ZM194 133H196V134L194 135ZM262 134L260 133V135H262ZM114 135L116 136L115 138H114ZM210 135H207V137H209ZM216 135L218 138L214 137ZM252 135H254V136H252ZM263 135H262V137H264ZM117 136H119V137H117ZM150 137L151 138L154 137V138L151 139ZM187 137H189V138H187ZM230 137H232V140ZM174 138H177V139H174ZM121 139H124V142H126L125 145L123 144ZM147 139H149L148 141H150V140L153 141V143L155 142L157 144L156 145L157 147L154 146L153 149L148 148V149H146L147 151L143 150V149L141 150L140 149L141 148L140 142L146 144L145 142H148ZM186 139H188V144H187V141H185ZM173 141H175V143ZM119 142H122V144H123V145L119 144L121 146V147H119V149H121V150L119 151V149H118L117 150L118 152H116V151L114 152V150H116V148H118V147H116V145ZM127 142H129V143H127ZM130 142H132V143H130ZM170 142H172V143H170ZM189 142H190V144H189ZM155 143H154V145H155ZM207 143H208V145L206 146ZM232 143H233V146H234V143H238L235 145V147L236 148L238 147V149H240L241 152L239 151V153H235V150L233 151V149L227 148V146H232ZM244 143H246V144H244ZM102 144H105V146H102ZM106 145L108 147H112V148L109 149ZM237 145H240V147ZM242 145H243V147H242ZM247 145L249 147H251L252 149L247 148L248 147ZM168 146H170V147H168ZM182 148H183V150L184 149L185 150L182 151ZM196 159H197V157H196ZM206 159H207V162H206ZM260 159H261V161H260ZM181 160H182V162H181ZM197 160L195 161L196 163H197ZM256 160H259V161H256ZM195 162L193 161L192 163H195ZM255 162H256V164H255ZM192 163H189V164H192ZM246 164H248V165H246ZM254 164L256 167L254 166ZM89 165L90 164H85L84 166H89ZM179 165H181V166H179ZM236 165H239V166H236ZM241 165H242V168L240 169ZM258 166H259V168H258ZM91 175H92V177H90ZM223 177H224V179H223ZM104 178L105 179H103V180H107L106 176ZM200 184H201V186H200ZM246 186H248V185H246ZM249 188H245L246 190L244 189L245 191H243V192L244 193L249 192L248 190L251 189V188L250 189ZM189 201H191L192 203ZM231 203H233V202H231ZM1 204L3 207L0 206V228H1L0 230L1 231L3 230V232L0 231L1 232L0 233V258H1L0 264H2V262H3V264H7V263L8 264H16V263L17 264H20V263L21 264H28L29 260H30L29 264H37V263L39 264L42 261H44V258L43 259L39 258L40 262H37L39 260H37V261L33 260V262H32L31 258L29 260H28V258H26L27 259L26 260L24 255L21 256L20 254H18V257L21 256V257H19V259L25 263H23V262L18 263V260L16 262L15 257L17 256V251H19L18 253H20V251H22V249H24L25 246H26V248L28 246V252L26 251L27 250L26 248L24 249V251H26V253H29L30 252L29 250L30 249L33 250L34 247H36L35 248L36 250L37 249L40 250V251L37 250V252H36L34 249V251L36 252V254H35V252H33L34 255L32 258H34V259L37 258V257H34L35 255L39 256L37 254H39L41 252L40 256H39V257H41V254H44V252H45L46 254L50 253L54 257V258L52 257V259L50 261L52 263H50V264H58V263L62 264L60 262L64 261V260L61 261V259H64L63 252H65V250L63 248L61 249V247H62L61 246L62 245L61 240L59 242L60 244L58 243V245H57V242L55 241V238L53 236H51L50 239L47 238L48 240L45 238L44 239L41 238L42 241L41 240L39 241L40 237H37L38 238V240H37L36 236L32 235L30 233V231H29L30 228L27 227L30 224H31L30 225L31 227H34V225H37L33 219V216L31 217V219H33L32 221L29 218H25V219L22 218V219L15 220L13 217H11V215L13 213L12 212L13 211V205L12 204H4L0 200V205ZM219 204H221V205H219ZM158 205H160L161 207H159ZM4 206H5V209H4ZM157 206L159 207V209ZM174 207H175V209H174ZM10 208H12V209H10ZM160 208H162V209H160ZM217 208H218V211L217 210L215 211L214 209H217ZM230 208H231L232 212H230V211L227 212V210H230ZM221 209H222V211L224 210V212H222ZM241 210L244 212L246 211L245 215H244V212H242ZM219 211H221L222 214H220ZM238 211L241 212V214ZM205 212H210V214L205 213ZM216 212H218L219 214L216 215L215 214ZM213 213L215 214V216ZM225 213H227V214L229 213V214L227 215ZM242 213H243L244 217H243ZM208 214H209V216H208ZM233 214L234 215L236 214L235 217ZM199 215L202 218H199ZM204 215H207L208 217L204 216ZM211 215H213V216H211ZM219 215L221 218H218ZM225 215H226V217H225ZM241 215H242V218H241ZM5 216H7V217H5ZM222 216L224 219H226L225 220L226 222L225 221L223 222ZM210 217H214L213 221L211 219L209 221L208 218H210ZM239 217L242 221L241 225H240L241 222H239L240 221ZM11 218H13L14 220ZM206 218L208 219V221H207L208 223H206V220H207ZM235 218H238V219H235ZM8 219H9V222H8ZM204 219H206L204 221L205 223L202 224L203 223L202 221ZM215 219H216V221H215ZM217 219H219V220H217ZM220 219H221V221H220ZM19 220H22V221L20 222ZM29 220H30V222H29ZM247 220H245V221H247ZM237 221H238V223H237ZM17 222H19V223H17ZM216 222H220V223H217L218 224L217 225ZM235 222L238 224V226H240L239 228H238V226H234V225H237ZM248 222L249 221L244 222V225L246 224V227H249ZM215 225H216V227H215ZM244 225H242V227ZM14 226H16V228ZM25 227L27 229H24ZM235 227L238 228L237 230L239 232L236 230ZM242 227H241V229H242ZM21 228H22V230H21ZM229 228H235V230L238 233H236L234 231L235 234H233L234 232L231 231L232 229H230V231H229ZM11 229H13V230H11ZM211 229H209V230H210L211 234H213ZM20 231H23V234ZM15 232H16V234H15ZM223 232H222V234H224ZM242 232H243V230H242ZM206 233H207V231H206ZM24 234H26V235H24ZM222 234L220 235V238H222L224 236V235L222 236ZM5 235L9 236V237L6 238ZM227 235H226V237L228 238L229 236H227ZM22 236L27 237V238H24ZM226 237L224 236L225 239L223 238L221 240H223L224 242H226L227 240L229 241L230 237L228 239ZM5 238L6 239L9 238L10 242L8 240H6ZM30 238H31V241H30ZM51 238H53L54 240H51ZM233 238H230V241L236 240V239L233 240ZM16 239H17V241H16ZM24 239H26L28 241H26ZM18 241H20L21 243ZM14 242H16L18 244L14 243ZM22 242H25V244L23 243L25 246L22 244ZM42 242L45 244V246ZM41 244L45 248V251H43V252H42L43 247L41 246ZM20 245H21V247H20ZM22 246H24V247H22ZM14 247H15V249L13 250ZM208 247L209 246H207V249L205 248L206 251L208 249H210ZM6 248L8 250H6ZM44 248H43V250H44ZM50 248L52 249V251ZM18 249H20V250H18ZM49 249H50V251H49ZM60 249L62 251H60ZM53 250H55V251H53ZM46 251H48L49 253ZM52 252H53V254H52ZM21 254H25V252L23 253V251H22ZM54 254H58V255H54ZM4 256H6V257H4ZM59 256H61V257H59ZM44 262L48 263L49 261H44ZM44 262H43V264H45ZM63 264H65V261L63 262Z\"/></svg>", "mask_w": 264, "mask_h": 264}]
</instances>
